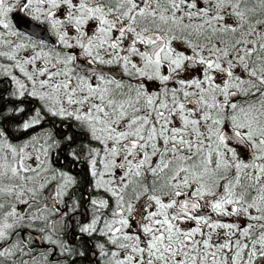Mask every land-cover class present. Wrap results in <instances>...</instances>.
Masks as SVG:
<instances>
[{"label":"snow or ice","instance_id":"1","mask_svg":"<svg viewBox=\"0 0 264 264\" xmlns=\"http://www.w3.org/2000/svg\"><path fill=\"white\" fill-rule=\"evenodd\" d=\"M0 264H264V0H0Z\"/></svg>","mask_w":264,"mask_h":264}]
</instances>
